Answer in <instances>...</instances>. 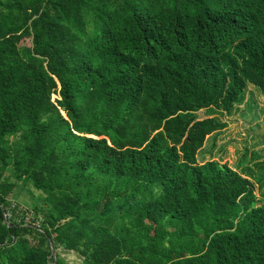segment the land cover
<instances>
[{
	"label": "trees",
	"instance_id": "1",
	"mask_svg": "<svg viewBox=\"0 0 264 264\" xmlns=\"http://www.w3.org/2000/svg\"><path fill=\"white\" fill-rule=\"evenodd\" d=\"M249 86L264 0H0V264H264V162L197 159Z\"/></svg>",
	"mask_w": 264,
	"mask_h": 264
},
{
	"label": "rangeland",
	"instance_id": "2",
	"mask_svg": "<svg viewBox=\"0 0 264 264\" xmlns=\"http://www.w3.org/2000/svg\"><path fill=\"white\" fill-rule=\"evenodd\" d=\"M27 45H31V42L23 43V46ZM211 116L213 115L205 110L198 113L199 119ZM220 116L223 121H226L227 127L218 134L207 137L203 148L197 155L198 163L222 160V163H228L231 167L239 169L245 159L242 167L250 165L255 175L258 174L253 164L255 160L256 164L264 162V96L256 88L249 86L245 102L239 104L233 114ZM253 154L255 158L258 156V159H253ZM4 177L16 184L10 197L20 199L24 207L33 208L32 202L41 192L36 190L32 184L25 185L23 182H17L10 173H6ZM256 187V194L260 197L258 184ZM16 195H19V198ZM61 257L68 264H81L76 254H63Z\"/></svg>",
	"mask_w": 264,
	"mask_h": 264
},
{
	"label": "built area",
	"instance_id": "3",
	"mask_svg": "<svg viewBox=\"0 0 264 264\" xmlns=\"http://www.w3.org/2000/svg\"><path fill=\"white\" fill-rule=\"evenodd\" d=\"M21 206H22L23 209H25V210L28 211V212H27V216H26V220H27V222H29V224L32 223V219H33V217H34V215H33V212H34V211H33V210H30L28 207H24V204L21 205ZM11 214H13L12 211L5 212V217L10 216Z\"/></svg>",
	"mask_w": 264,
	"mask_h": 264
}]
</instances>
